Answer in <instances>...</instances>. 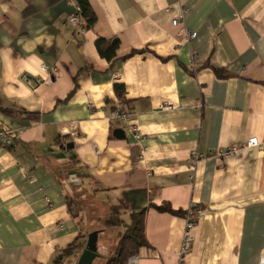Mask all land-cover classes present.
I'll use <instances>...</instances> for the list:
<instances>
[{"label": "crops", "instance_id": "crops-1", "mask_svg": "<svg viewBox=\"0 0 264 264\" xmlns=\"http://www.w3.org/2000/svg\"><path fill=\"white\" fill-rule=\"evenodd\" d=\"M87 1L96 22L79 33L76 0H0V129L18 132L0 143V264L77 262L82 249L61 255L86 242L73 180L127 222L145 212L136 264H259L264 144L239 145L264 141V0ZM98 38L119 40L113 59ZM193 151L204 155L195 168ZM165 203L182 214L156 209ZM191 206L201 213L180 263Z\"/></svg>", "mask_w": 264, "mask_h": 264}, {"label": "trees", "instance_id": "trees-1", "mask_svg": "<svg viewBox=\"0 0 264 264\" xmlns=\"http://www.w3.org/2000/svg\"><path fill=\"white\" fill-rule=\"evenodd\" d=\"M76 2L79 7L80 14L84 19L85 27L92 28L96 22V16L91 9L89 2L87 0H76ZM95 47L100 56L107 60H111L115 57L116 51L119 48V40L117 38L108 40L98 38L95 41ZM135 52L136 50H131L130 54ZM114 88L121 101H123V85L115 83ZM68 202L69 211H71L75 216H78L77 212L73 210L75 203L70 199ZM156 209L159 211L182 214L181 211L173 210L166 203L156 206ZM144 214V211L130 213L129 222H127L123 217L125 215L124 211H122V208L119 205L110 206V214L103 221L104 225L99 231L112 227L122 228V231L118 234L113 253L106 258L105 264H127V259L129 256L136 254L141 247L148 246V242L144 234ZM83 233L85 234V237L88 234V232ZM82 244L81 235H78L72 243L67 245L66 248L62 250L61 255L64 257H69L77 253L79 250L84 248V245Z\"/></svg>", "mask_w": 264, "mask_h": 264}, {"label": "built area", "instance_id": "built-area-1", "mask_svg": "<svg viewBox=\"0 0 264 264\" xmlns=\"http://www.w3.org/2000/svg\"><path fill=\"white\" fill-rule=\"evenodd\" d=\"M68 20L70 24L75 28L76 31L79 33H83L85 30V23L84 19L82 18L79 7L76 5V11L75 13H72L69 15ZM181 20V15L177 16L176 18L172 19V24L173 25H179ZM182 31V30H181ZM185 33V36L189 38H193L195 36L194 32H189L183 30ZM46 67L44 65H41V70L45 71ZM41 81L40 78L36 79V82L39 83ZM114 117L117 118L120 122L126 124L129 126V121L131 118V113L128 111V109L121 108L118 112L114 114ZM130 127V126H129ZM133 134L136 137H139L140 135L137 134L136 129H131ZM18 132L17 131H7L4 129H0V143L5 145V146H11L17 136ZM260 144H264L263 142H260L257 137H251L247 139L245 143H242L239 146L243 147H253V146H258ZM238 147H229L227 151L225 152L226 155L234 154L237 151ZM204 155L202 153H199L197 151H193L190 154V161H191V168H195L196 163L203 159ZM201 210L196 207V206H191L185 210L184 213V232H183V238L180 244L179 248V262L181 263L184 256L188 252L192 242H193V237L191 234V230L194 227L196 223L197 217L200 215ZM138 259V256L136 254H133L128 257L127 259V264H136ZM259 264H264V255L261 256L259 260Z\"/></svg>", "mask_w": 264, "mask_h": 264}, {"label": "rangeland", "instance_id": "rangeland-1", "mask_svg": "<svg viewBox=\"0 0 264 264\" xmlns=\"http://www.w3.org/2000/svg\"><path fill=\"white\" fill-rule=\"evenodd\" d=\"M76 174L73 179H78ZM74 183H68L69 199L75 204L73 210L81 221V228L83 232H91L95 229H101L104 225L103 221L109 216L110 208L104 204L100 198L94 193V187L89 182H82L80 180H73ZM118 227L108 228L102 231L99 235L98 242L101 247L98 251L101 255L97 256L92 264H105L106 258L113 253L116 245ZM67 263H71L67 261ZM63 263V264H67Z\"/></svg>", "mask_w": 264, "mask_h": 264}, {"label": "water", "instance_id": "water-1", "mask_svg": "<svg viewBox=\"0 0 264 264\" xmlns=\"http://www.w3.org/2000/svg\"><path fill=\"white\" fill-rule=\"evenodd\" d=\"M115 136H123L122 129H116L114 131ZM72 143H66L65 148L70 149L72 148ZM98 233L99 230H93L89 232L86 236V242L84 248L82 249L81 253L78 256L77 262L75 264H92L93 260L99 256L98 247H97V240H98Z\"/></svg>", "mask_w": 264, "mask_h": 264}]
</instances>
